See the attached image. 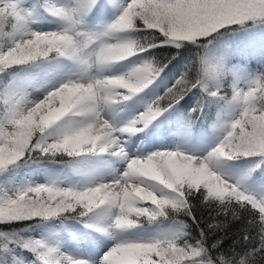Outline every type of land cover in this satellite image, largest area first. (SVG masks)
<instances>
[{
    "label": "snow or ice",
    "instance_id": "1",
    "mask_svg": "<svg viewBox=\"0 0 264 264\" xmlns=\"http://www.w3.org/2000/svg\"><path fill=\"white\" fill-rule=\"evenodd\" d=\"M249 27H264V0H0V264H264V55L250 74L216 51ZM190 95L189 130L217 108L215 146L133 154ZM55 221L111 244L75 255L68 237L32 235Z\"/></svg>",
    "mask_w": 264,
    "mask_h": 264
},
{
    "label": "rangeland",
    "instance_id": "2",
    "mask_svg": "<svg viewBox=\"0 0 264 264\" xmlns=\"http://www.w3.org/2000/svg\"><path fill=\"white\" fill-rule=\"evenodd\" d=\"M38 27L42 28L43 30H49L52 26L48 25L46 23H42ZM217 55H223L227 57V62L229 66H239L240 68L246 69L248 73L254 74V72L249 65L255 64L257 68L262 67L260 63V57L261 55H264V27H249L247 30L237 31V32H229L227 35L222 36L221 40L217 44ZM244 60V66L243 64L237 63L236 60ZM129 65L125 64L120 67V71H126L128 69ZM176 72V71H175ZM174 73V72H173ZM178 73V72H177ZM164 87L161 81L157 82V85H154L153 88L145 95V97L138 98L134 100L132 103H130L127 106V109L125 110V113L123 115L126 116H135L134 114L136 111L144 110V102L146 100L154 99L157 94H162L164 91ZM230 91V90H229ZM189 104L191 105L189 108H193L196 106L197 101V95H193V97L189 98ZM183 111L180 109L174 111L173 113L178 114L176 118L175 125L171 124L170 127L165 126L166 129L164 132L167 133V135L170 137L169 140H164V143L167 144H173L174 140L177 135L182 132L186 135V141L189 143L192 142V136L198 133L203 132L204 134L199 136V145L198 143L194 142L193 144L198 145V151L204 150L206 153L211 150L213 146H215V143L219 140V134H215L214 137H210V133L213 132L211 128V124L216 119L217 114V108L215 105L206 108L205 115H203L204 118L208 117L210 115V109L215 108L214 118L212 121H210L208 127L205 125V128L201 126L200 130L198 132H194L190 128L188 129L186 125V118L185 116H188L191 109L186 108V106H183ZM125 117V116H123ZM169 124V123H168ZM186 125L187 128H185ZM175 127V128H174ZM180 127V129H179ZM207 127V128H206ZM190 134V136H189ZM202 145H206L208 148H204ZM206 150V151H205ZM35 166H33L32 169H24L23 171L25 173H28V178L36 181L37 183H44L45 182V175L43 171H34ZM32 172V173H31ZM31 173V174H30ZM38 174V175H37ZM60 179H63V177H59ZM81 226L75 224L74 221L67 222V226L62 225L60 221H55L52 224L45 225L41 228H37L35 232L32 233L37 238H45L48 240H55L58 236H65L68 237L69 240L72 243V247L69 249L73 254L75 255H81L82 252L80 249L84 248L85 245L88 246L90 249L91 254H99L101 255L102 252L107 248L105 245H110V241H106L105 238L99 237L97 242L93 243L89 238H83L80 237L79 231H77ZM75 232L76 237L80 241V248L78 249L76 247V241L71 240V233ZM134 235H143L142 233L134 234ZM27 255V254H25ZM28 259L30 260L31 257L28 256Z\"/></svg>",
    "mask_w": 264,
    "mask_h": 264
},
{
    "label": "bare ground",
    "instance_id": "3",
    "mask_svg": "<svg viewBox=\"0 0 264 264\" xmlns=\"http://www.w3.org/2000/svg\"><path fill=\"white\" fill-rule=\"evenodd\" d=\"M140 111H143V110L136 111V113L134 115H136L137 112H140ZM124 113H125V111L122 113V116H121L122 120H128V119H131L133 117V116L123 115ZM123 116H125V117H123ZM155 129H156V127H154V130ZM149 130L146 133L141 134L139 137H137V138H135L133 140V146L131 148V151H132L133 154H135L137 152V150H141V151H144V152H148V151L154 152V151H156L158 149L159 150H163L165 148H174V147H176L178 145L179 146H183L187 150H190V151L204 152V150L203 151H198V148H199L198 145H195L193 143H189L188 141H186L187 139H186L185 133L183 134L182 132H180V134L177 135L178 137L175 138L173 144H167V143H164L163 141L164 140H169L170 137L167 135V133L164 132L166 130L165 128H162L158 133H156L154 135H149ZM138 141H143V144H142L143 146L141 144L139 145L137 143ZM205 148H206V146H205ZM106 251H107V248L104 250V252H106ZM104 252H102L101 255H103Z\"/></svg>",
    "mask_w": 264,
    "mask_h": 264
},
{
    "label": "trees",
    "instance_id": "4",
    "mask_svg": "<svg viewBox=\"0 0 264 264\" xmlns=\"http://www.w3.org/2000/svg\"><path fill=\"white\" fill-rule=\"evenodd\" d=\"M251 28H254V27H251ZM233 32H237V31H233ZM229 33V32H228ZM227 35V34H226ZM156 53L158 54V57L159 58H163L165 55H166V51L163 50V49H157L155 50ZM188 55V53H186V56ZM177 60L180 61L179 65H177V61L174 60L171 64H169V69L166 70V73H169V70L171 71H174V70H182L183 68V64L186 62L185 60H181L179 57H177ZM238 62H242L244 63V60H236ZM190 96L186 97L183 101H181V106H186V108H189L190 105L189 104V99ZM178 105V106H180ZM191 109V108H189ZM210 115L206 118H204L203 116H199L198 119H196L195 117H193V119H195V124H194V128L197 127V124H204V125H207L209 121H211L214 117V113H215V108L213 109H210ZM242 227H243V224L241 222H235L233 225L230 226L229 228V233H228V236L227 238L225 239V243L223 245V247L225 248H231L233 245L236 244V241H239L242 237ZM222 235V234H221ZM238 250H239V246H238Z\"/></svg>",
    "mask_w": 264,
    "mask_h": 264
}]
</instances>
